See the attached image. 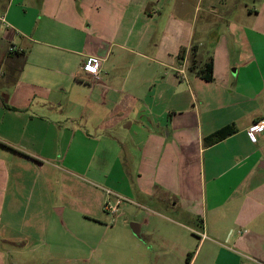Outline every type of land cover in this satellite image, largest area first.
<instances>
[{"label": "crops", "instance_id": "0c3cea01", "mask_svg": "<svg viewBox=\"0 0 264 264\" xmlns=\"http://www.w3.org/2000/svg\"><path fill=\"white\" fill-rule=\"evenodd\" d=\"M0 14L2 227L30 241L56 227L123 264H264V133L246 135L264 118V0H0ZM108 192L134 206L129 228Z\"/></svg>", "mask_w": 264, "mask_h": 264}, {"label": "rangeland", "instance_id": "374dc122", "mask_svg": "<svg viewBox=\"0 0 264 264\" xmlns=\"http://www.w3.org/2000/svg\"><path fill=\"white\" fill-rule=\"evenodd\" d=\"M5 48L6 43H4L3 38L0 35V53H2ZM232 69L234 68H231V70ZM1 73L2 71L0 70V75ZM2 117V111L0 110V121ZM126 156L128 157V164L130 166L132 161L135 159L134 157L137 156V152H134V150L130 148H122L119 161L121 162L124 158H126ZM128 175L130 177L128 180V187H131L134 173L129 171ZM107 196L111 197L112 194L110 193V195ZM116 199L121 201L118 205L119 214H125L123 219H128L130 214L126 211L124 212L123 210L130 207L134 208V206L130 204L129 200L125 198V200H123L122 197H111V201H109L113 203ZM119 222H122V219ZM119 222L115 225H118V230H120L119 228L121 227ZM51 223H54L53 219H51ZM131 223L134 222L129 218L125 224L126 228H129ZM66 229L67 231L69 230L67 226ZM5 233L13 234L15 241L12 243L0 241V264H123L122 254L102 253L105 242L97 247V249H95L96 244H91L93 250L89 249L86 251H76L71 246L74 244L81 245L77 239L78 237H71L66 232L61 241L56 240L58 233L56 227H54L52 232L49 227H46L42 234L32 236L31 241L26 235V229L19 230V228H16L11 231L9 228L2 227L0 224V234ZM118 233H124V231L120 230ZM79 237H81V235ZM121 239L122 236L120 235L119 241H121Z\"/></svg>", "mask_w": 264, "mask_h": 264}, {"label": "built area", "instance_id": "2783aa9c", "mask_svg": "<svg viewBox=\"0 0 264 264\" xmlns=\"http://www.w3.org/2000/svg\"><path fill=\"white\" fill-rule=\"evenodd\" d=\"M0 22L4 23V16L0 14ZM14 48H11L10 51H13ZM91 79L98 80L100 78L101 71V60L95 57H88L87 60L80 67ZM178 74L184 76V68H179L177 70ZM264 133V118L252 122L246 129V135L248 139L255 143L257 141V136ZM110 195V192H108ZM120 200L116 199L115 202L111 203L109 200L104 204V211L109 214L112 218V223L116 222L118 217V205ZM201 238L205 239L206 235L201 234Z\"/></svg>", "mask_w": 264, "mask_h": 264}, {"label": "trees", "instance_id": "16d2710c", "mask_svg": "<svg viewBox=\"0 0 264 264\" xmlns=\"http://www.w3.org/2000/svg\"><path fill=\"white\" fill-rule=\"evenodd\" d=\"M211 73H212V63L209 62L208 64H206V66L204 67L203 71L201 72V76L204 80L206 81H211L212 77H211ZM233 133V127L231 126H225L219 130H217L214 134H212L209 138H207L206 140H209L211 143H215L221 139H223L224 137H226L227 135ZM191 254H188V257Z\"/></svg>", "mask_w": 264, "mask_h": 264}, {"label": "water", "instance_id": "95a60500", "mask_svg": "<svg viewBox=\"0 0 264 264\" xmlns=\"http://www.w3.org/2000/svg\"><path fill=\"white\" fill-rule=\"evenodd\" d=\"M262 167H264V166H262ZM131 228H132V225H131ZM134 234H135V235H137V233H136V232H135Z\"/></svg>", "mask_w": 264, "mask_h": 264}]
</instances>
